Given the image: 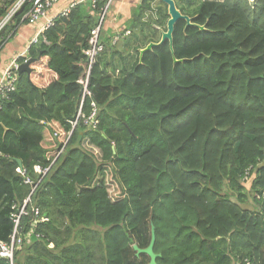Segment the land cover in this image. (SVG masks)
Wrapping results in <instances>:
<instances>
[{"label": "trees", "instance_id": "trees-1", "mask_svg": "<svg viewBox=\"0 0 264 264\" xmlns=\"http://www.w3.org/2000/svg\"><path fill=\"white\" fill-rule=\"evenodd\" d=\"M0 1L2 16L13 0ZM106 1L54 18L1 100L0 241L29 199L23 241L0 264H149L133 244L148 245L151 224L157 264H264V0H175L195 25L176 22L173 55L166 40L140 58L168 19L164 3L142 0L100 37L83 98L84 51ZM35 164L49 167L43 177ZM249 198L257 209L241 206ZM32 208L47 221L34 225Z\"/></svg>", "mask_w": 264, "mask_h": 264}, {"label": "built area", "instance_id": "built-area-1", "mask_svg": "<svg viewBox=\"0 0 264 264\" xmlns=\"http://www.w3.org/2000/svg\"><path fill=\"white\" fill-rule=\"evenodd\" d=\"M26 1H28V0H17V2L11 7V9H9L0 18V31L3 28V26L6 24V22H8L14 16V14L18 11V9H20L23 6V4ZM57 1L58 0H33L32 7L30 8V10L27 11V13L25 15V18L28 21V23H30L32 25L36 24L40 20L41 17L46 15V11L48 10V8L50 6H52L54 3H56ZM94 2H96V0H92V3H94ZM111 2H112V0H107L106 4L104 6V9L100 15V20H99L97 26L92 28V30L90 31L89 47L84 51V53L87 57V70L85 72L84 77H82L79 80V83L83 86V97L90 95V92L87 88L88 77L90 74V69L95 62L96 56L103 50V45L100 41L101 25H102V23H104L106 13H107L108 7H109ZM69 10L70 9L66 10V12L63 13V15H67ZM52 24H53V21H47L40 30L38 29L37 34L31 40V44L33 45L35 43H39L41 40H44L45 39L44 38V31L47 28H49ZM27 61H28V58L25 56L23 58V62H27ZM18 68H19V64L14 63V64L10 65V67H8L5 70L4 75H3V79H5V80L0 81V95L5 94L6 92H12L15 89V83H14L15 73L18 71ZM91 105L93 107V110H92L91 114L86 118V120H85L86 123L88 121L91 122L93 115H94L95 105L93 103H91ZM80 114H82L81 106L77 112L76 118H78L80 116ZM92 122L95 125L96 121L94 120ZM89 124L90 123H87V125H89ZM48 169H49V167H43V166H40L38 164H35L33 166L34 172L42 175L40 177H43V175L46 174ZM17 171L21 175L25 174V170L23 168L22 169L17 168ZM246 174H248V171L246 172ZM23 177H24V183L30 184L33 187V189L36 187V184L33 183L32 179L30 177H28V176H23ZM246 177H247V175L245 176V178ZM262 195L264 197V193H262ZM28 199L29 198L24 200L22 205L18 208L17 213L15 212V213L11 214V218H12V221L14 223V227H13L12 234L9 237V241H7V242L0 241V257L8 258L10 261H12L15 249L23 241V238L18 233L17 229H18V225L20 223L21 216L28 213L27 208H26ZM32 211L36 217V220L34 221V225L39 223V222L47 221V217L39 216V210L37 208H32ZM32 232L33 231L31 229L29 233H32ZM26 235H28V233ZM38 235L39 234L36 233V236H38ZM241 264H252V263L249 260L245 259Z\"/></svg>", "mask_w": 264, "mask_h": 264}, {"label": "crops", "instance_id": "crops-1", "mask_svg": "<svg viewBox=\"0 0 264 264\" xmlns=\"http://www.w3.org/2000/svg\"><path fill=\"white\" fill-rule=\"evenodd\" d=\"M91 1L92 0H58L48 8V10L46 11V15L41 17L40 20L34 25L28 23L25 18V14L23 16V19L25 21L19 24L16 31L12 32L13 34L11 33V35H9V37H7L3 44L0 46V81L5 80L3 79L4 72L8 67H10V65L18 63L20 67L22 64H25V62H23V58L25 56L28 59H31L30 55L28 54V49L30 45L33 46L37 44L35 43L32 45L31 40L37 34L38 29L40 30L47 21H54V18H56L58 15H63L66 10L72 9L78 3H86L85 10L91 14L93 13L92 9H90L89 7ZM141 1L142 0H112L104 19L103 33H101L100 37L103 35V39H105L106 36L114 33L117 28L124 27L125 22L131 17V10L135 8L139 3H141ZM16 2L17 0H13V2L8 5V7H6L5 11L7 12L9 9H11V7ZM2 16H0V18ZM7 24L8 22H6L3 28H5ZM28 68L30 69L29 65ZM22 72L27 71L23 70ZM18 73H20L19 70L15 73V89L12 92L16 90ZM12 92H6L5 94L0 95V105L1 100L8 98Z\"/></svg>", "mask_w": 264, "mask_h": 264}, {"label": "water", "instance_id": "water-1", "mask_svg": "<svg viewBox=\"0 0 264 264\" xmlns=\"http://www.w3.org/2000/svg\"><path fill=\"white\" fill-rule=\"evenodd\" d=\"M162 3H164L167 7V14H168V19L166 21V27L165 30L161 31V36L160 40L158 42H149L145 47L139 49V54L140 58L141 55L145 52L150 50L152 47L158 46L162 43H164L166 40L169 43V48L170 51L173 55V47H172V34L174 31V26L178 20H185L186 25L185 27L189 25H195L192 23V18L189 17L188 15L182 14L180 10L176 7L175 0H160ZM200 29H204V26H198ZM32 60L28 59L25 64H22L18 70L21 73L23 70H26L27 72L30 71L28 68V65L30 64ZM183 61L182 59H176L173 57V62H181ZM18 164V167L22 169V164L19 159L15 160ZM154 241H155V230L154 226L151 224V229H150V241L147 246L140 248L137 244H133V249L135 250V254L139 255L140 253L147 254L149 256V264H157V258L159 257L160 254L155 253L153 250L154 247Z\"/></svg>", "mask_w": 264, "mask_h": 264}, {"label": "rangeland", "instance_id": "rangeland-1", "mask_svg": "<svg viewBox=\"0 0 264 264\" xmlns=\"http://www.w3.org/2000/svg\"><path fill=\"white\" fill-rule=\"evenodd\" d=\"M128 32V31H127ZM122 68L119 66L117 68V73H119V71L121 70ZM81 85V84H80ZM83 87V86H82ZM241 206L244 207V208H248V209H251V210H255L257 209V204L254 202V200H252L251 198H249L247 201L241 203ZM52 246V245H50Z\"/></svg>", "mask_w": 264, "mask_h": 264}, {"label": "clouds", "instance_id": "clouds-1", "mask_svg": "<svg viewBox=\"0 0 264 264\" xmlns=\"http://www.w3.org/2000/svg\"><path fill=\"white\" fill-rule=\"evenodd\" d=\"M119 37H120V36H118V35L115 36L114 39H113V43H115L117 40H119V39H120ZM84 75H85V74H84ZM83 77H84V76H83ZM83 98H84V97H83ZM93 104H94V103H93ZM94 105H95V104H94ZM18 168H19V167H18Z\"/></svg>", "mask_w": 264, "mask_h": 264}, {"label": "bare ground", "instance_id": "bare-ground-1", "mask_svg": "<svg viewBox=\"0 0 264 264\" xmlns=\"http://www.w3.org/2000/svg\"><path fill=\"white\" fill-rule=\"evenodd\" d=\"M243 261H244V260H243ZM243 261H242V262H243ZM242 262H240V263H238V264H241ZM251 263H252V262H251ZM252 264H253V263H252Z\"/></svg>", "mask_w": 264, "mask_h": 264}]
</instances>
